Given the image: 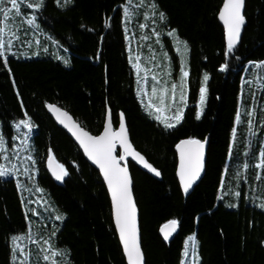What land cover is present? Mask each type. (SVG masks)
Segmentation results:
<instances>
[{"label": "trees", "instance_id": "16d2710c", "mask_svg": "<svg viewBox=\"0 0 264 264\" xmlns=\"http://www.w3.org/2000/svg\"><path fill=\"white\" fill-rule=\"evenodd\" d=\"M32 2L21 3L10 25L19 39L12 37L0 57V135L7 149L0 165L12 171L0 177V264H20L25 254L27 264H45L44 241L60 253L51 258L57 264H126L101 176L47 105L94 137L109 109L115 129L123 114L134 149L160 173L157 180L130 165L145 264H188L191 248L194 264H264V167H257L264 152V0H246L243 39L231 52L218 22L224 0H44L29 9ZM33 16L35 26L28 25ZM141 25L148 34L144 57L153 60L140 58L145 68L171 83L188 72L183 119L172 129L146 107L141 90L152 96L153 82L140 87L133 67L129 47ZM156 88L158 97L165 85ZM20 120L30 127L17 129ZM190 139L208 140L209 148L204 178L186 197L175 147ZM51 157L68 173L61 185L48 173ZM27 159L35 178L22 173ZM173 220L179 232L166 242L159 230ZM30 234L39 245L23 243ZM14 236L24 237L16 242L24 252L13 253Z\"/></svg>", "mask_w": 264, "mask_h": 264}, {"label": "snow or ice", "instance_id": "6c2138e0", "mask_svg": "<svg viewBox=\"0 0 264 264\" xmlns=\"http://www.w3.org/2000/svg\"><path fill=\"white\" fill-rule=\"evenodd\" d=\"M23 2L24 0H0V57L5 56L6 49L10 51L12 45V37L19 39V36H17L16 33L11 30L10 25L15 21L16 17L21 16V3ZM43 2L44 0H33L32 3L27 4V7L29 9L40 8L43 7ZM128 3L131 4L132 0H128ZM243 4H244V0H225L222 7V11L219 14V18L227 26V30H228L227 49L229 52L233 50L235 44L239 41L241 27L244 24V18L241 12ZM6 5H10V6H6ZM153 7H155V5H153ZM126 15H129L130 17V13L128 11H126ZM159 18L162 21L165 19V16L162 12L159 14ZM35 19H36L35 16L28 19L27 24L31 26H35ZM140 27H146V25H141ZM6 30L8 31L6 32ZM168 34L174 36V33L172 32ZM6 35L9 36V39L7 41L5 40ZM143 39H148V37L145 36L143 37ZM184 48L185 50H187L186 43L184 44ZM135 59L139 61L140 57L136 56ZM6 63H7V59L5 58V64ZM133 67L137 70V74L139 75L141 71L140 64L139 63L133 64ZM224 67H226V65ZM257 67H259V65H257ZM221 70L224 69L222 68ZM187 76H188V72L183 71V75L181 77V85H180L181 101L184 100V92H183L184 78H186ZM153 79H155V77H153ZM208 79H209L208 75L205 74L204 75L205 83L207 82ZM176 87L177 86L175 84H173L171 87L173 100L175 99ZM157 91L158 89L156 87L152 88V96L149 98V102L146 105V107L151 109V107L154 106L152 98H157L158 106H156V112L157 113H163L165 111L171 112L173 105L169 104L165 106V95H167L170 90L168 88H160L159 91L161 92V95H159L158 97H157ZM205 93H206V89L204 88L200 89L199 99L201 105H203L205 102V98H206ZM49 107L52 108L54 106L50 105ZM55 110L57 112L60 111L59 109H55ZM62 115L68 121H71V117H69L66 112L62 113ZM107 116H108L107 127L105 128L104 133L98 137L91 136L89 133L84 132L82 129H80L79 125L75 124L74 122H72V129H75L74 135H76V139L79 140L80 143L83 145L85 152L88 153V155L94 160V162L100 166V168L103 171L104 178L108 182V186L111 190L112 199L115 205L116 224L119 227L120 236L123 241L124 249L127 253L130 264H140V261L142 259V254L140 252L138 246V240H137L135 205L131 196L130 180L127 175V170L126 168H122L119 166V161L117 160V157L113 155L116 140L119 139V142L122 145H124L125 153L127 155L139 156V154L134 153V150H132L129 141L127 140L126 127L124 126L122 119L123 114H121L120 129L119 131L116 132L111 131L112 121H111L110 109L108 110ZM199 118L200 116L198 115L197 119ZM155 119L161 121L166 128L172 129L182 121L183 109L181 107H176L174 114L170 116L155 115ZM236 120L237 122L240 121L239 113L237 114ZM61 123H64V120H61ZM21 125H23L26 128L30 127L29 121L27 120H20L19 123L16 124V128L19 129ZM5 144L6 141L3 135H0V153L6 152L7 149L5 148ZM184 145H195L196 148L190 149L186 152ZM177 147L180 149V155H181L180 175H181V179L184 181V191L187 192L192 182L199 176L202 167L201 164L202 149L204 145L198 140L190 139L181 142V144L177 145ZM260 155L262 157V162L260 165H257V167H264V152H262ZM7 158L8 157L5 156V159ZM123 158L124 157H120V159ZM52 159L54 160V157ZM139 159L141 161L144 160L142 156H140ZM144 166L149 170H151L152 172H154L157 176L160 175V173L147 162L144 163ZM56 167L62 170V175H56V179L62 180L63 176H66L68 173L66 170H63L62 165H56ZM25 171L27 173V169ZM10 175H12V171L5 168L3 165H0V177H7ZM186 175H187V179H185ZM236 195L239 196L240 194L236 193ZM261 206L264 207V205ZM55 219L63 220V217L57 215ZM170 224L174 228L177 225V221L173 220L170 222ZM23 238L24 237L21 236H14L11 238L14 245L13 248L14 254L17 251L24 252V249L19 248V245L16 244L18 240ZM166 238H167V234H166ZM33 243L39 245V241H33ZM44 244L47 245V247H42L40 249V251L44 253L42 255V260L44 262L50 261V264H57V261L51 258L59 256L60 253L55 250H52V245L49 244L48 241H44ZM185 255H187V253H185ZM14 259H15V255H14ZM27 262H28V254H25L23 261H21V264H27Z\"/></svg>", "mask_w": 264, "mask_h": 264}, {"label": "water", "instance_id": "95a60500", "mask_svg": "<svg viewBox=\"0 0 264 264\" xmlns=\"http://www.w3.org/2000/svg\"><path fill=\"white\" fill-rule=\"evenodd\" d=\"M225 2V0H224ZM223 2V4H224ZM223 7V6H222ZM245 10H246V0H244V4H243V7H242V15H243V18H244V24L242 25L241 27V31H240V36H239V41L235 44L234 48H238L240 45H241V42H242V39H243V35H244V30L246 28V20H245ZM222 11V8L220 10V12ZM219 12V14H220ZM218 22L221 26V28L223 29L224 31V36H225V41H226V44L228 43V30H227V26L224 24V22L219 18V15H218ZM50 105H47L46 107V110H47V113L48 115L51 117V119L54 121V123L56 124V126L62 130L63 132H65V134L73 141V143L79 148V150L81 151V153L83 154L85 160L88 162V164L94 168V170H96L100 176H101V179L103 181V184L107 190V193H108V196L110 198V203H111V208H112V218H113V223H114V227H115V231H116V234H117V237H118V240H119V243H120V246H121V249H122V252H123V255H124V258L126 260V264H130L129 260H128V256H127V253L124 249V245H123V241L121 239V236H120V230H119V227L117 226L116 224V218H115V205H114V202H113V199H112V193H111V190L108 186V182L107 180L104 178V174H103V171L102 169L100 168V166L94 162V160L88 155V153L85 152L84 150V147L83 145L80 143L79 140L76 139V135H74V131L75 129H72V122H74L75 124L79 125L75 120L74 118L69 114L67 113L66 111L62 110L61 108L57 107V106H54L52 108L49 107ZM52 106V105H51ZM55 109H59L60 111L57 112ZM67 113L69 117H71V121H68L63 115L62 113ZM108 113V112H107ZM59 117V119H58ZM123 119V124L124 126L126 127V133H127V140L129 141L130 145H131V148L132 150H134V153H138L136 152V150L134 149L133 145L131 144V141H130V136H129V131H128V128H127V124L125 122V119L124 117H122ZM61 120H64V123H61ZM111 121H112V124H111V131L113 132H116V131H119L120 129V125H121V117H120V122H119V126L117 129H115V127L113 126V120H112V116H111ZM107 122H108V116L106 115V119H105V124H104V128H103V131L100 135H102L105 131V128L107 127ZM67 125V126H66ZM80 129H82L84 132H87L86 130H84L80 125H79ZM72 129V130H70ZM88 133V132H87ZM91 135V134H90ZM92 136V135H91ZM207 144H208V140H206V143L204 144V147L202 149V161H201V164H202V167H201V170H200V173H199V176L192 182L191 186L188 188L187 192L184 191V181L181 179V155H180V149L177 148V151H176V154H177V174H176V177H177V181H178V184H179V187L181 189V192L186 195V196H189L192 192V188L197 186L201 181L202 179L204 178V175H205V169H206V163H207ZM184 148H185V151L187 152L188 150L190 149H195L196 146L195 145H184ZM119 152V153H118ZM119 154V156H118ZM139 154V153H138ZM113 155H115L117 157V160L119 161V166L122 167V168H126L127 170V175L129 177V180H130V191H131V196H132V200L134 202V205H135V217H136V228H137V240H138V246H139V249H140V252L142 254V243H141V237H140V225H139V220H140V216H139V212H138V209H137V206H136V202H135V199H134V193H133V181L131 179V174H130V169H129V166H128V163L131 162L133 164L136 165V167L142 171L143 173L159 180L160 179V175H156L154 172H152L151 170H149L148 168H146L144 166V163L147 162V160L144 158L143 161H141L139 159V157L141 156L139 154V156L137 155H127L125 153V149H124V145H122L120 142H119V139L116 140L115 142V148H114V151H113ZM120 157H124L123 159H120ZM53 157H51L47 163V170H48V173L51 177V179L53 180V182H55V184L57 185H61L62 183H64L65 179H66V176H63V179L62 180H57L56 179V175H62V170L58 167H56V165H59L57 163V161L54 159H52ZM148 163V162H147ZM149 164V163H148ZM64 170V169H63ZM55 173V174H54ZM185 179H187V175L185 176ZM177 233H178V225H176L174 228L171 224H167V227L164 226L159 234H160V237L163 239V240H166V241H171L173 240V238H175L177 236ZM166 234H167V238H166ZM140 264H145V259L143 257V254H142V259L140 261Z\"/></svg>", "mask_w": 264, "mask_h": 264}, {"label": "rangeland", "instance_id": "374dc122", "mask_svg": "<svg viewBox=\"0 0 264 264\" xmlns=\"http://www.w3.org/2000/svg\"><path fill=\"white\" fill-rule=\"evenodd\" d=\"M130 6V5H129ZM130 8H132L131 6H130ZM133 9V8H132ZM132 9H130V11L132 10ZM134 10V9H133ZM131 21H132V16H131V18H129ZM15 32V31H14ZM16 33V32H15ZM148 34H147V27H145V28H140V30L138 31V34H136L135 36H138V39H136V40H133V41H131V49H130V47H129V50H130V53H131V56L133 55V60H132V62H133V64H136V63H139L140 64V68H141V71H140V73H139V75H138V77H139V79H140V87H143V88H145L146 86H147V84L149 83V82H153L152 83V85L154 86V87H158L159 88V86L160 85H165V88H168L169 90H170V92L167 94V95H165V98H167L169 95H171V105H173V107H172V111L171 112H169V111H165V112H163V113H157L156 112V106H153V110L155 111V113L157 114V115H164V116H170V115H172V114H174V112H175V108L176 107H181V108H183L184 106H185V96H186V89H187V77L186 78H184V88H183V92H184V100L183 101H181V99L180 98H178V99H176V93H178V95H180L181 94V87H180V85H181V83H179V82H177V80L176 81H172V82H174V83H171V82H166V78H164L163 79V77L162 76H158L157 75V77H156V75H155V69L154 68H149V69H147V68H145V66H144V64H142L141 63V61L139 60V61H137L136 59H135V57L136 56H139L140 58H142L147 64L148 63H150V61H153V60H149L148 58H146V57H144V54H148V48H149V46H148V39H143V37H145V36H147ZM8 35H6L5 36V40L7 41L8 39H9V36L7 37ZM12 44H13V41H12ZM135 49V50H134ZM132 50V51H131ZM175 53H177L176 51H175ZM178 55V54H177ZM149 65H152V63H150ZM136 72H137V70H136ZM181 72V71H180ZM182 72H181V77H182ZM153 77H155V79H153ZM180 77V78H181ZM163 79V80H162ZM173 84H175L177 87H176V90H175V99L173 100V98H172V93H171V87H172V85ZM141 92L143 93V95L145 96V98L148 100V102H149V98L151 97L149 94H147V93H144L142 90H141ZM146 92V91H145ZM200 107H202V105H201V103H200ZM10 168V167H9ZM34 163H32L31 164V162H30V160H25V167H24V169L22 170V173H23V175L24 176H26V177H28V178H35V170H34ZM27 169V173H26V170ZM16 171H17V169H16ZM29 190L30 189H27V192L26 193H28L29 192ZM35 193H42V194H44L43 192H41L40 190H38L37 192H35ZM38 194V195H39ZM44 210H46V209H44ZM32 229V228H31ZM33 230V229H32ZM35 230H33L32 232H34ZM33 241H37V237L34 235V234H30V235H28L27 237H26V239H25V241L23 240V243H27V242H31V244H35V243H33ZM18 257V256H17ZM57 258H59V256L57 257ZM186 261H187V263L188 264H194L193 263V250H192V248H191V251L189 250V254H188V259L186 258ZM42 262L43 263H45V264H50V261L49 262H44L43 260H42ZM16 263H20V260H17L16 261ZM21 264V263H20Z\"/></svg>", "mask_w": 264, "mask_h": 264}, {"label": "bare ground", "instance_id": "6f19581e", "mask_svg": "<svg viewBox=\"0 0 264 264\" xmlns=\"http://www.w3.org/2000/svg\"><path fill=\"white\" fill-rule=\"evenodd\" d=\"M21 6L22 7H24L22 4H21ZM226 42V41H225ZM227 45V44H226ZM53 106V105H52ZM47 107V106H46ZM46 112H47V110H46ZM50 117V116H49ZM51 118V117H50ZM194 140H197V139H194ZM186 141V140H185ZM198 141H200L203 145L206 143V141H201V140H198ZM183 142V141H182ZM181 144V142H179L177 145H180ZM177 145H176V147H175V152L177 151ZM208 148H209V143L207 144V150H208ZM207 153H208V151H207ZM177 155V154H176ZM130 165H132V166H134L136 169H138L137 167H136V165L135 164H133V163H131V162H129L128 163V166H129V169H130ZM139 170V169H138ZM140 171V170H139ZM140 172H142V171H140ZM131 174V173H130ZM176 174H177V172H176ZM177 178V177H176ZM131 179H132V176H131ZM132 181H133V179H132ZM199 185V184H198ZM197 185V186H198ZM196 187V186H195ZM195 187H193L192 188V190L195 188ZM133 190H134V185H133ZM134 193V192H133ZM183 194V193H182ZM184 195V194H183ZM191 195V194H190ZM189 195V196H190ZM184 196H186V195H184ZM186 197H188V196H186ZM135 199V198H134ZM109 200H110V198H109ZM111 204V203H110ZM137 206V205H136ZM138 209V208H137ZM111 210H112V208H111ZM140 216V215H139ZM112 220H113V218H112ZM114 224V223H113ZM170 224V223H169ZM140 225V224H139ZM167 225V224H166ZM166 225H164V226H166ZM178 225V224H177ZM163 226V227H164ZM162 227V228H163ZM115 228V227H114ZM161 228V229H162ZM160 229V230H161ZM160 230H159V232H160ZM178 232H179V225H178ZM178 234V233H177ZM159 236H160V234H159ZM140 237H141V231H140ZM173 239H175V238H173ZM164 241H166V240H164ZM172 241V240H171ZM171 241H166V242H171ZM121 247V246H120ZM122 250V249H121ZM142 251V254H143V250H141ZM123 253V252H122ZM124 256V255H123ZM143 257H144V254H143ZM187 257V256H186ZM125 259V258H124ZM144 259H145V257H144ZM126 261V260H125Z\"/></svg>", "mask_w": 264, "mask_h": 264}]
</instances>
